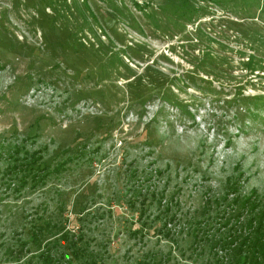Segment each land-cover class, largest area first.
<instances>
[{"label": "rangeland", "instance_id": "1", "mask_svg": "<svg viewBox=\"0 0 264 264\" xmlns=\"http://www.w3.org/2000/svg\"><path fill=\"white\" fill-rule=\"evenodd\" d=\"M235 187L264 202V0H0V264H223Z\"/></svg>", "mask_w": 264, "mask_h": 264}, {"label": "trees", "instance_id": "2", "mask_svg": "<svg viewBox=\"0 0 264 264\" xmlns=\"http://www.w3.org/2000/svg\"><path fill=\"white\" fill-rule=\"evenodd\" d=\"M25 154L18 156L17 150L14 153L13 158H22L18 164H15L14 169H25L28 172H32V178L44 180V176L48 173V165L42 162V154L40 151L33 150L29 152L24 151ZM55 167V166H54ZM58 171V169H55ZM43 172V173H41ZM41 173V175H40ZM25 181V180H23ZM36 181V180H35ZM231 193H234L231 197V202L237 205L235 212L238 221V228L229 230L228 233L218 240V243L227 252L230 253L229 259L223 264H264V202L261 201L257 191L253 188L249 193L237 192V188H232ZM227 194L223 198L227 197ZM133 203V202H132ZM165 208H168V204H165ZM145 208L141 207L139 214L143 213ZM41 226L33 225L31 231V238L34 242L41 243ZM66 234H63V236ZM57 240L48 242L39 253V258L42 264H53L55 257L50 252V247L55 245ZM21 246L18 250L27 244L26 240H21L19 243ZM71 252L78 256V250L75 248L76 241L71 242ZM17 251V250H15ZM62 252L59 254L61 255ZM227 255V254H226ZM69 263V261H68ZM15 264H24L22 262H16ZM75 264H94V260L76 261ZM145 264H150L146 262Z\"/></svg>", "mask_w": 264, "mask_h": 264}]
</instances>
